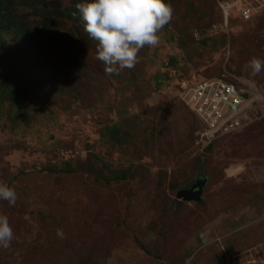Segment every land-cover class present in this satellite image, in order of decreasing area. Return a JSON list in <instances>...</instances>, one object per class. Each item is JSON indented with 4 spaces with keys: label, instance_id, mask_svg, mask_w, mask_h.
I'll return each mask as SVG.
<instances>
[{
    "label": "rangeland",
    "instance_id": "374dc122",
    "mask_svg": "<svg viewBox=\"0 0 264 264\" xmlns=\"http://www.w3.org/2000/svg\"><path fill=\"white\" fill-rule=\"evenodd\" d=\"M260 1L166 0L158 44L106 75L79 0H0V45L19 50L0 65L21 80L0 87V183L17 197L0 200L14 233L0 264H219L261 247L264 68L247 67L264 60ZM222 74L262 102L206 144L163 81ZM200 177V201L176 198Z\"/></svg>",
    "mask_w": 264,
    "mask_h": 264
},
{
    "label": "clouds",
    "instance_id": "9594fccd",
    "mask_svg": "<svg viewBox=\"0 0 264 264\" xmlns=\"http://www.w3.org/2000/svg\"><path fill=\"white\" fill-rule=\"evenodd\" d=\"M75 8L84 31L97 41L96 59L104 63L106 75L117 68L131 69L142 47L156 46L159 32L169 22L172 11L166 0H79ZM247 67L250 75H255L264 68V60L252 57ZM16 198L14 189L0 183V200L14 205ZM56 235L62 238V230L57 229ZM13 238L8 217L0 215V247L7 248Z\"/></svg>",
    "mask_w": 264,
    "mask_h": 264
},
{
    "label": "built area",
    "instance_id": "2783aa9c",
    "mask_svg": "<svg viewBox=\"0 0 264 264\" xmlns=\"http://www.w3.org/2000/svg\"><path fill=\"white\" fill-rule=\"evenodd\" d=\"M238 3L239 0H232L231 5L238 6ZM228 7L229 4H227ZM249 13V7L242 8L243 17L247 18ZM166 73L173 77L174 71L167 68ZM175 77H177L176 83L170 84V80L163 81V84L165 83V86L169 87L168 91L176 95L175 97H178L194 113L201 123V129L198 132L200 141L207 140L206 144L218 136H226L238 131L242 123L248 119L247 114L256 109L263 97L262 94L255 95L233 81H229L225 74L198 80L193 85L184 86L179 92H175L181 79L179 75ZM244 94L247 96L245 97ZM224 264H264V242L260 248L249 250L246 254L234 259H228Z\"/></svg>",
    "mask_w": 264,
    "mask_h": 264
},
{
    "label": "trees",
    "instance_id": "16d2710c",
    "mask_svg": "<svg viewBox=\"0 0 264 264\" xmlns=\"http://www.w3.org/2000/svg\"><path fill=\"white\" fill-rule=\"evenodd\" d=\"M2 7V6H1ZM8 7V6H7ZM0 15L1 16H3L2 15V13L0 12ZM8 15H10L9 13H8ZM0 52H3L4 54H9V55H12V54H14L16 51H19L18 50V48H15V47H10V46H7V47H3L2 45H0ZM3 54V58L1 59L2 60V65H3V67L4 66H8V65H11V63L7 60L8 58H6V56ZM37 62H39V60H37ZM171 62H172V64H174L175 66H177V64L178 63H176L175 62V60L174 59H172L171 60ZM1 65H0V78H2L3 80H5V84H0V87H8V88H11V87H9L10 85H12V83H18V82H20L21 80L19 79V77L18 78H16L15 77V73L14 72H11V71H6V69L5 68H3ZM163 76H166V75H164V74H162V77L161 78H164ZM158 78H159V76H157ZM205 78V77H204ZM204 78H202V79H204ZM7 79V80H6ZM159 80V79H158ZM229 81H231L230 79H228ZM32 86H34V84L33 83H31V82H29V83H25L24 84V87L26 88V89H28L29 87H32ZM178 100H179V98L178 97H176ZM183 103V102H182ZM187 107V106H186ZM188 108V107H187ZM188 110L194 115V113L188 108ZM195 116V115H194ZM67 163V162H66ZM121 178H124V176H123V174L121 175ZM227 261V259L226 260H222V262L221 263H219V264H224L225 262Z\"/></svg>",
    "mask_w": 264,
    "mask_h": 264
},
{
    "label": "water",
    "instance_id": "95a60500",
    "mask_svg": "<svg viewBox=\"0 0 264 264\" xmlns=\"http://www.w3.org/2000/svg\"><path fill=\"white\" fill-rule=\"evenodd\" d=\"M244 96L246 97L247 94H244ZM205 183V177L198 178L189 187L179 189L176 193V198L183 201H200Z\"/></svg>",
    "mask_w": 264,
    "mask_h": 264
}]
</instances>
